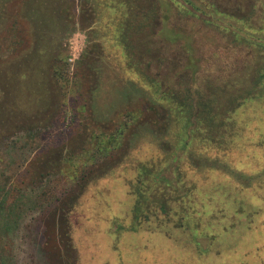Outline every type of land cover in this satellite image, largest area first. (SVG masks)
Returning <instances> with one entry per match:
<instances>
[{"label":"rangeland","instance_id":"rangeland-1","mask_svg":"<svg viewBox=\"0 0 264 264\" xmlns=\"http://www.w3.org/2000/svg\"><path fill=\"white\" fill-rule=\"evenodd\" d=\"M122 6L102 0L101 10L121 13ZM3 10L0 208L15 215L11 232L0 237V264H264V91L244 75L264 68V0H173L160 16L169 22L165 34L178 30L180 43L155 45L156 25L131 34L133 68L159 80L170 73L160 55L173 59L179 44L193 40L200 58L194 86L208 96L209 78L217 109L252 89L251 99L210 125V144L197 136L186 144L171 104L156 101L160 95L126 66L121 47L108 48L97 0H8ZM209 17L218 27L203 23ZM110 33L117 34L114 27ZM32 51L39 86L20 94L18 117L8 92L22 74L8 86L2 74L11 77L12 65ZM179 80L166 81L168 89L181 90ZM99 141L109 145L106 152ZM172 153L192 184L189 199L169 191L168 212L151 205L134 221L127 182L136 178V164Z\"/></svg>","mask_w":264,"mask_h":264},{"label":"trees","instance_id":"trees-1","mask_svg":"<svg viewBox=\"0 0 264 264\" xmlns=\"http://www.w3.org/2000/svg\"><path fill=\"white\" fill-rule=\"evenodd\" d=\"M116 1H122L123 6L121 13V8H115V11L113 12L108 11L104 13L101 10L102 0H97V14L100 19L108 24V48L114 46L115 44L116 46L121 47L124 53L128 56V59L125 63L126 66L129 69H134V72L137 75L144 77L146 84L153 87L155 92L160 95L156 101L160 102V100H164L171 104V107L169 108H171L176 125L179 126V128H182V136L186 144L189 143L188 138H195L196 136L202 138L201 140L207 142L208 144L212 143V141L215 142V131L212 130L211 126L215 124V121L217 120L216 118H228L229 114H233L235 107H238L243 101H245V99H251L253 97L251 89L252 87L254 90V86L262 85L261 88L264 91V68L256 67L252 72L253 74L249 73V71L246 74L244 73V75H248L250 77L249 84L251 87L246 91H242L245 94L240 92L239 94L235 93V95H230L226 97V100L223 103L225 106L219 104L218 109L217 107H214L216 100L214 97L215 93L213 91V84L210 83V79H207L205 85L206 91L210 92L208 96L202 94L194 86L197 83V72L200 68L197 62L200 58L195 56L197 49L193 46V40L191 39L187 40L186 42L184 41L182 45L179 44L177 57L168 59L160 55L161 58H158L159 64L161 66L164 65V67L170 71V73L164 77V80L155 79L146 75V73L139 71V69L133 68L134 66L131 63V59L129 58L131 49L134 47L130 40L131 34L133 32L136 34L143 33L145 32V29L156 25L157 28L156 30L154 29L155 32L150 34V38L155 45L160 40H166L170 43H180V34L178 30L175 31L173 29L171 31L172 33L169 32L168 34H165L170 29L168 24L169 22H167V17H165V19L164 17L160 16L164 12L165 15H167L166 10H170L173 0H162V3L157 0H146V7L140 5V0ZM7 2L8 0H3L0 2V26L3 22V15L5 12L3 9ZM162 7H165V11L162 9ZM192 8L195 11L196 8L193 6ZM118 10L119 13H117ZM188 12L190 14L196 13L191 10ZM30 17L32 18V16ZM202 20L203 23L209 27H218V25L212 19L202 18ZM111 27L115 28V32L117 33L115 36L113 33H110ZM244 29L248 32H251L249 31L250 28ZM111 37H114L113 42L110 40ZM234 40H236V37H234ZM248 40L251 42L250 38ZM33 52L35 51H32L29 56L23 58L22 60L20 59L16 64L12 65L14 67L11 69L13 72L11 77H8L6 69L2 74V78L6 79L3 80L5 82L3 84L4 86H8L9 79L17 74V72L22 74L20 75L17 84H15L14 90L8 92V95H10L12 98L11 104L13 106V112L14 109H16L17 112H14V114L18 117H20V114L23 112L17 107L18 97L20 94L23 92L28 95L34 94L37 87L39 86L37 79L31 76V67L33 65L32 59L36 56V53ZM160 53L163 54V51H161V48H157L155 54L158 55ZM148 66L150 67V64ZM23 69H26L24 74L22 73ZM169 75L171 76L169 77ZM156 76H160V73L158 72ZM177 77L184 79L179 80L178 82L181 90H177L176 88L168 89L171 88V85L167 84L166 81L169 82V80L171 81L173 78ZM224 87H216V89L221 91L227 90V88ZM30 119L31 118L28 117L26 120ZM223 120L218 122L219 125L224 122ZM199 128L203 129V131H201ZM108 147V144H104L99 141L98 149L100 148L103 150V152H106ZM184 147L187 148L186 145ZM237 154L238 153H233L231 156L238 160ZM244 156L245 155L243 154L241 155L242 159H244ZM168 162L170 165H174H172V167H170V165L167 166ZM179 162L180 158L178 159V155L172 153L170 154L168 160L164 158L157 159L156 161L154 159H149L140 161L136 164V178L127 182L129 193L135 198L131 212V217L134 221L139 218L141 212L149 210L151 205L154 207L158 206L161 213L168 212L167 201L169 199L166 197V194H168L169 191L176 192L178 194L177 198L180 199L181 202H187L193 187L192 184H189V182L186 181ZM235 166H237V164H235ZM33 167L34 168L30 174L32 177H36L39 174V166L36 164L35 166L33 165ZM169 170L172 174L170 177L165 174V172ZM9 193L10 192L6 193L8 198H10ZM172 198L174 199V197ZM13 215H15L13 208H8L7 210L5 207L0 208V237H2L3 233L5 234L11 232L10 226L13 221L11 220Z\"/></svg>","mask_w":264,"mask_h":264},{"label":"flooded vegetation","instance_id":"flooded-vegetation-1","mask_svg":"<svg viewBox=\"0 0 264 264\" xmlns=\"http://www.w3.org/2000/svg\"><path fill=\"white\" fill-rule=\"evenodd\" d=\"M187 1H185V3H186ZM191 2V1H190ZM190 10L191 11H193L194 13H195V11L193 10V8H192V6L190 5ZM214 11H216L215 9H214ZM216 13H217V11H216ZM196 15H198L197 13H196ZM209 19H212L211 17H209ZM166 70H167V72H168V69L167 68H165ZM159 73H160V76H162L163 74H162V71L160 70L159 71ZM165 73V72H164ZM171 75H169V77H170Z\"/></svg>","mask_w":264,"mask_h":264}]
</instances>
